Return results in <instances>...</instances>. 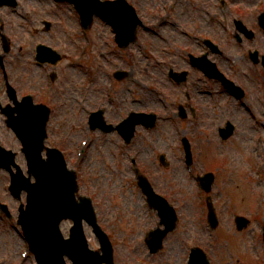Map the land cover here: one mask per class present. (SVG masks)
<instances>
[{
    "label": "rangeland",
    "instance_id": "obj_1",
    "mask_svg": "<svg viewBox=\"0 0 264 264\" xmlns=\"http://www.w3.org/2000/svg\"><path fill=\"white\" fill-rule=\"evenodd\" d=\"M130 1L142 14L151 9L155 10L153 18L146 16L148 25L153 28H142L139 40L127 48L118 47L111 27L100 19H96L92 28L84 33L79 15L69 3L21 0V6L16 11L0 8V22L3 18L13 29L11 34L8 32L13 38V48L6 57L12 84L17 86L21 93L25 92V89L38 88L41 85L43 92L47 89V69L53 68L42 69L35 63L37 43L46 42L65 54L63 61L54 67L61 77L49 100L56 107L50 122L52 135L49 138L51 144L57 139L66 147L73 145L75 148L88 132L87 125L85 126V106L93 109L109 102L108 98H104V86L110 79H114L113 71L117 68L130 70L131 75L128 79L116 83V99L109 107L108 118L116 121L127 110L134 108H153L160 112L158 126L151 131L141 129L133 145L129 147H125L116 134L108 137L96 133L93 145L88 148L79 167L73 160L75 152L67 151L70 166L79 170L82 192L86 193L89 189L90 193L93 190L100 222L109 232L115 245L116 264H185L188 249L194 243L203 244L209 249L214 264H244L246 258L252 260L253 264H264V261H254L255 249L250 243V248L247 244L250 233L238 231L233 220V213H240L239 210H254V202L260 198V191L264 197V172H257L262 157L255 151L257 144L253 139L257 133L264 132V129L259 124L252 129L249 112L241 106H236L235 100L225 92H217L212 98L199 95L203 105L199 124L178 119L173 112L177 105L170 106V101H181L184 97V87L175 86L168 79V65L165 64L170 49L173 50L172 56L177 57L179 61L181 55L180 60L183 61L182 53H185L186 44L192 42L190 35H196L202 32L201 30L214 32L217 27H223L222 22L226 21V16L230 17L227 9H232L234 16H237L239 10L235 9H250L256 0ZM171 1H175L174 6L169 5ZM159 9L173 10L169 16ZM252 17L246 18L254 22ZM44 19L53 22L49 32L43 30ZM229 21L230 18L227 22ZM156 23L160 27L154 26ZM184 30L189 35H185ZM221 31L219 30V33ZM219 33L216 38L221 40ZM88 38L92 43L81 59L79 48ZM256 43L264 48V38H260ZM163 46H167L169 50L165 51ZM222 47L225 55L217 57L221 68L232 75L239 70L237 77L249 90L248 105L258 115L259 111L264 109V75L261 76L251 61L240 57V47L236 45L235 40L222 44ZM194 48L197 47L190 45L189 50ZM231 55L238 61L229 59ZM1 73L2 71L0 76ZM192 74L195 77L199 75L197 71ZM201 82L199 80L198 84ZM203 86L210 88L216 84L205 82ZM131 92L138 97V103L130 101ZM195 92L198 93L197 90ZM42 94L38 97L41 98ZM207 102H214L215 106L206 107L204 104ZM227 118L234 120L238 128L232 138L222 142L220 137H217L216 127L221 126ZM183 133L189 135L195 148L194 170L199 172L211 166L219 171L213 193L221 213V225L213 236L209 233L205 218L197 220L192 211V207L198 210L200 202L196 176L189 174L184 159L181 143ZM58 141L56 143H59ZM18 144L12 137L9 145H14L17 149ZM202 149V153H198ZM136 152L139 166L154 183L159 187L170 184L169 186L175 188L170 191V195L173 196L179 191L178 194L181 195L178 196L185 205L186 215H183L178 229L166 239L163 251L154 256L148 255L144 242L145 232L149 225L154 223V218L148 214L144 196L136 183L132 158L129 156ZM162 152L167 154L170 161L167 167L159 161V154ZM19 160L23 163L22 158ZM117 172L119 177L115 174ZM7 181L0 171V187H5L3 183ZM233 202L237 203L236 211ZM10 205L15 211L18 207L17 200H11ZM14 225L15 220L11 221V242L17 241V252L12 258L16 261L24 246V239L15 231ZM87 235L91 245L98 247V239L91 229H88ZM0 239L9 241L4 236H0ZM262 254L264 257V251ZM27 263L34 264L33 257H30Z\"/></svg>",
    "mask_w": 264,
    "mask_h": 264
},
{
    "label": "water",
    "instance_id": "obj_2",
    "mask_svg": "<svg viewBox=\"0 0 264 264\" xmlns=\"http://www.w3.org/2000/svg\"><path fill=\"white\" fill-rule=\"evenodd\" d=\"M77 3V6L84 14L85 19L92 17V14L96 11L104 13V8L99 6L98 0H72ZM117 10V9H116ZM119 12H114L113 16L107 15L120 33L121 43L126 44L128 42H122L123 39L132 38L135 34V28L137 25V18L132 9L125 6L118 9ZM118 24H117V23ZM129 27V31H123L124 27ZM41 58L52 57L54 52L43 49ZM24 112V109L21 110ZM27 118H31L30 112L27 113ZM47 118V112L42 110L40 120L35 127L27 126V129L19 125V120H14L13 124L19 134L31 136V132L36 129L39 142H42L45 136V122ZM140 121H147L143 117H131L130 123L132 127L134 124ZM132 129V128H131ZM30 148L29 156L32 160V169L35 171L39 178V182L33 187L31 184L25 183L24 186L30 189V206L25 212L23 222L26 224L27 234L31 238L32 245L37 252L41 264H64L62 262V255L64 252L78 254L79 257L76 264H101L106 260L112 263L111 249L106 247V254L100 256L97 252L89 251L87 244L81 238L79 234H75L74 239L68 240L65 246L57 239L55 232L59 220L65 215H73L78 222L82 214L76 215L75 207L77 206L73 200V193L75 190L74 175L67 172L65 169V163L57 153H53L50 161L40 162L38 160V153L41 147L37 150ZM17 184H20L19 180H16ZM142 184L147 188L148 193L152 194V190L149 187L148 182L142 178ZM153 195V194H152ZM38 212H42L40 215ZM88 217H93L92 210L86 211L84 214ZM100 232V231H99ZM102 234V232H100ZM103 235V234H102ZM162 237V236H161ZM105 244V243H104ZM79 248V251L71 248ZM81 252V253H80ZM83 256V257H81ZM194 264H207L204 256L200 253L196 255Z\"/></svg>",
    "mask_w": 264,
    "mask_h": 264
}]
</instances>
